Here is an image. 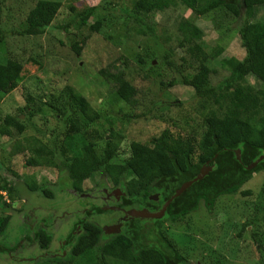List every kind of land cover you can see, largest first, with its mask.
<instances>
[{"label":"rangeland","instance_id":"374dc122","mask_svg":"<svg viewBox=\"0 0 264 264\" xmlns=\"http://www.w3.org/2000/svg\"><path fill=\"white\" fill-rule=\"evenodd\" d=\"M0 1V62L9 58L22 64L14 89L0 77V125L7 115L14 117L10 136L0 135V174L12 187L9 193L0 191V223L10 216L0 245L12 247L19 239L33 237L35 231L50 236L47 247L39 241H23L11 255L0 253V264H35L56 256L60 262L51 264H76L61 252L69 225L85 216L103 229L116 225L120 213L88 211L93 206L107 208L113 200L110 189L101 185L95 157L85 159L83 181L76 188L67 181L62 159L56 154L54 166H26L38 142L48 149L54 141L58 145L64 142L69 126L63 125L49 104L56 102L55 96L66 86L80 93L99 113L98 122L87 125L80 113L69 114V118H77L80 131L87 134L117 133L121 143L111 160L114 163L128 157L132 141L151 146L153 139L162 138L168 147H174L177 135L198 138L202 120L213 105L201 103L195 97V87L182 83L184 76L195 82L196 69L190 64L181 67L186 55L179 46L177 26L182 18H192L204 32L203 50L207 54L221 51L209 63L210 82L215 86L229 73L221 60L245 56L238 34L241 17L224 8L194 17L180 4L147 15L152 31L142 35L125 14L133 0H52L61 6L50 26L41 35L24 36L20 31L35 1ZM205 2L201 0V6ZM91 6L95 10L86 25L78 26L77 15ZM250 20L264 22V7H255ZM96 22L100 26L97 31L92 28ZM73 45L81 49L80 54ZM112 64L123 70L136 88L135 106L120 100L115 84L99 73ZM245 83L261 85L252 75L246 76ZM141 113L146 115L140 119L126 117ZM103 181L111 187L108 180ZM32 184L49 189L52 199L30 191ZM163 228L187 264H264V171L253 173L236 193L219 196L212 210L200 201L177 224L166 222Z\"/></svg>","mask_w":264,"mask_h":264},{"label":"trees","instance_id":"16d2710c","mask_svg":"<svg viewBox=\"0 0 264 264\" xmlns=\"http://www.w3.org/2000/svg\"><path fill=\"white\" fill-rule=\"evenodd\" d=\"M34 6L28 11L20 35L37 36L45 32L56 17L61 4L52 0H34ZM133 0L131 8L125 14L138 25L142 35L152 31L146 21L147 15L164 11L182 4L191 10L194 17L201 16L218 8H224L235 17H241L238 29L241 46L245 50L242 59L230 57L221 60V65L229 71L217 85L210 82L212 69L209 63L220 54V50L207 54L203 50L204 32L192 18H182L177 26L179 46L184 48L182 64L194 66V81L184 76L182 83L195 87V97L203 104L213 105L202 120V132L198 138L193 135H177L175 146L168 147L162 138H155L152 145L132 141L129 155L121 163L111 160L118 154L121 137L110 131L100 134L97 131L81 132L79 120L69 118V114L80 113L86 124L98 122L99 113L86 99L72 87L66 86L55 96L56 102L51 107L57 110L63 125H68L64 142L53 148H47L38 142L32 149L33 155L26 160V166H54V155L62 159V169L67 181L76 188L83 181L82 167L87 157H95L98 173L111 183L112 204L107 208L93 206L90 214H102L118 211V223L106 232L87 217L77 218L69 225L67 234L62 238L61 252L67 253L69 262L76 264H187L184 255L167 237L163 224H177L182 217L195 210L200 201L210 211L219 196L239 191L253 173L264 171V159L256 166H248L264 153V22H253L251 17L257 6L264 7V0ZM0 1V14H1ZM95 10L94 6L81 11L78 26L86 25ZM99 22L92 28L97 31ZM76 54L80 48L72 46ZM112 69V70H110ZM114 64L99 70L106 81L115 84L117 97L130 106L137 103L136 88L127 79L123 70ZM22 64L15 59L6 58L0 62V77L10 81L14 89L20 81ZM252 75L261 85L254 87L245 83V78ZM57 103V104H56ZM59 104V105H58ZM139 115H126L131 119H140ZM14 117L7 115L0 125V135L10 136ZM79 134L80 139L73 141ZM101 141L99 144L97 141ZM18 148V147H17ZM236 151H239L237 156ZM96 162V163H97ZM204 168L210 170L194 181L181 194L174 197L167 205L161 218H140L131 216V211L158 212L164 203L182 184L193 180ZM0 191L9 193L12 187L2 180ZM100 185V186H101ZM30 191L39 193L44 198L52 199L49 189L32 184ZM248 192H243L247 194ZM1 197V194H0ZM114 207V209H113ZM86 211V213L88 212ZM10 216H5L0 223V236L6 232ZM111 227V226H110ZM23 241H39L47 247L50 236L45 232L35 231L33 237L19 239L14 246H1L0 253L11 255ZM60 252V253H61ZM62 253V254H63ZM60 262L59 256L48 258L35 264Z\"/></svg>","mask_w":264,"mask_h":264},{"label":"water","instance_id":"95a60500","mask_svg":"<svg viewBox=\"0 0 264 264\" xmlns=\"http://www.w3.org/2000/svg\"><path fill=\"white\" fill-rule=\"evenodd\" d=\"M236 154L237 156L239 155V151H236ZM262 159H264V153L262 155H260V157L255 160L253 163H251L248 168L251 169L253 168L254 166L257 165V163L259 161H261ZM210 170V168H204L203 170H201V172L196 176V178H194L193 180H190L184 184H182V186L177 189L175 191V193L170 197V199L168 201H166L164 203V205L162 206V208L158 211V212H155V213H149V212H146V211H135V210H132L131 211V216H135V217H140V218H161L165 212V209L167 207V205L169 204V202L176 196H178L179 194H181L188 186H190L194 181H196L197 179H200L202 176H204L208 171ZM115 227L114 226H111V227H104V230L108 233L110 231H112Z\"/></svg>","mask_w":264,"mask_h":264}]
</instances>
